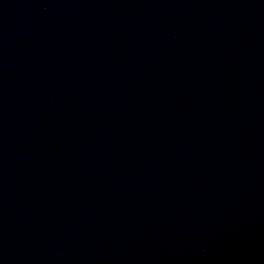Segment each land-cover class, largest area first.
Wrapping results in <instances>:
<instances>
[{
    "label": "water",
    "instance_id": "1",
    "mask_svg": "<svg viewBox=\"0 0 264 264\" xmlns=\"http://www.w3.org/2000/svg\"><path fill=\"white\" fill-rule=\"evenodd\" d=\"M0 264H264V0H0Z\"/></svg>",
    "mask_w": 264,
    "mask_h": 264
}]
</instances>
